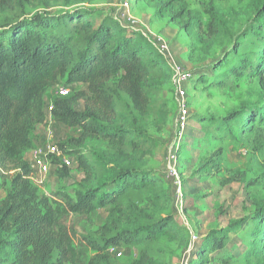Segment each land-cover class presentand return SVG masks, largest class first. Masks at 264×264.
I'll return each mask as SVG.
<instances>
[{
    "label": "trees",
    "instance_id": "obj_1",
    "mask_svg": "<svg viewBox=\"0 0 264 264\" xmlns=\"http://www.w3.org/2000/svg\"><path fill=\"white\" fill-rule=\"evenodd\" d=\"M260 2L258 25L251 28L255 40H238L228 53L237 61L228 74L258 78L260 98L222 119L202 116L201 121L218 131L264 139V0ZM17 4L0 0V11L14 10ZM154 6L160 16L174 12L173 19L186 30L195 19L184 0H154ZM91 12L74 7L61 16H17L0 29V264H122L110 254L120 244L140 248L128 264H155L154 245L185 230L171 213L163 214V191L147 168L157 146L149 129L162 131L170 116L159 87L172 78V65L156 53L157 46L146 35L108 16L97 23ZM180 16L188 21H180ZM219 32L212 21L210 41ZM222 64L228 61L218 66ZM62 78L87 86L56 98L52 110L55 122L79 129L80 135L69 143L78 148L75 154L85 176L76 197L57 203L33 182L26 153L34 146L36 126L46 123L45 92ZM81 99L86 102L83 112L76 109ZM222 151L206 158L201 172L219 170ZM100 209L108 210L107 221L80 237L62 221L64 213L94 220ZM251 218L254 226L246 248L227 251L222 264H264V201L257 203ZM248 219L211 232L197 254L198 264L209 262L208 253L225 249L230 235Z\"/></svg>",
    "mask_w": 264,
    "mask_h": 264
},
{
    "label": "rangeland",
    "instance_id": "obj_2",
    "mask_svg": "<svg viewBox=\"0 0 264 264\" xmlns=\"http://www.w3.org/2000/svg\"><path fill=\"white\" fill-rule=\"evenodd\" d=\"M125 1L17 0L14 10L0 11V29L17 16L32 18L46 13L61 16L74 7H83L92 11L97 23L103 17H112L125 27L146 35L157 46L154 48L156 53L161 54L173 68L172 78L159 87L160 98L166 101L170 116L162 131H156L153 126L149 129L157 139V146L147 168L153 171L163 191V214L171 213L185 230L177 238L164 237L154 245L155 264H198L197 254L211 232L226 228L234 220L249 217L235 234L230 235L225 249L206 255L209 259L206 264H222L221 257L227 251L240 253L246 248L250 238L247 234L254 226L251 217L257 203L264 201V139L253 133L240 137L218 131L215 125L201 121V117L211 116L219 120L243 103H255L260 98L258 78L228 74L230 65L237 63L228 53L238 40H255L251 28L258 25L255 16L261 0H184L185 10L195 16L189 30L173 19L174 12L160 16L154 0H128V6L124 5ZM179 20L187 22L188 17L180 16ZM212 21L218 25L220 32L210 41L208 32ZM245 32L251 35L242 38ZM226 60L227 65L218 66ZM110 84L113 85V82ZM62 85L69 86L72 94L87 90L81 82L68 84L62 78L58 85L45 92L47 117L51 115L50 105L56 98L62 97L59 93V86ZM179 86L187 92L191 114L185 129H181L178 122ZM85 103L81 99L77 111L83 112ZM48 118L40 126L37 137V129L33 132L32 137L37 143L30 150L48 144L59 148V154L49 155L47 161L51 171L41 187L38 186L40 193L59 203L66 197H76L85 176L75 154L78 148L69 143L70 138L80 135V131ZM236 127V124L232 126L234 131ZM48 129L51 138L47 135ZM206 132H209V137ZM90 146L80 147V150ZM219 148L223 149L220 169H214L212 173L201 172V164ZM26 157L30 159L29 155ZM65 158H71V166ZM173 168L177 169V176L172 173ZM231 178L236 180H229ZM250 181L256 183L249 184ZM34 183L38 185L37 181ZM3 195L4 192L0 194ZM108 216L107 209H100L94 220L86 215L64 213L62 221L80 237L97 231ZM139 250V247L120 244L113 246L110 254L119 263L128 264L138 257Z\"/></svg>",
    "mask_w": 264,
    "mask_h": 264
},
{
    "label": "built area",
    "instance_id": "obj_3",
    "mask_svg": "<svg viewBox=\"0 0 264 264\" xmlns=\"http://www.w3.org/2000/svg\"><path fill=\"white\" fill-rule=\"evenodd\" d=\"M130 4V1L126 0L124 2L125 6H128ZM161 48H164L163 45H161ZM187 77V76H186ZM59 93L62 97L69 96L72 93V89L69 86H59ZM177 95L179 97V107H180V112H179V117H178V122L179 126L181 129H185L189 123L190 120V109H189V104H188V99H187V92L184 87L179 86L177 90ZM54 105H50V112L52 113ZM60 150L59 148L54 145V144H48L45 147L44 146H38L32 150V167L33 170L35 167H40L44 171H48L49 166H48V157L51 154H59ZM174 154H176L174 152ZM177 155V154H176ZM65 162L71 166V159L70 158H65ZM172 173L177 176L178 171L176 168L172 169Z\"/></svg>",
    "mask_w": 264,
    "mask_h": 264
},
{
    "label": "crops",
    "instance_id": "obj_4",
    "mask_svg": "<svg viewBox=\"0 0 264 264\" xmlns=\"http://www.w3.org/2000/svg\"><path fill=\"white\" fill-rule=\"evenodd\" d=\"M51 115L50 116H48V117H51L52 119H53V116H52V113H50ZM47 117V114H46V122H47V120L49 119ZM54 121V120H53ZM55 123H59V122H55ZM45 124V123H44ZM44 124H39V125H37L36 126V129H37V131H36V133H35V136L37 137V134H38V130H39V128H40V126H42V125H44ZM61 124H63V123H61ZM49 130L50 129H48L47 130V135L49 134L50 135V138H51V132L49 133ZM33 142H34V144H36L37 143V140L35 139V138H33ZM26 155H29L30 156V159L28 160L30 163H32V150H29L27 153H26ZM26 159H27V157H26ZM50 171H51V169L49 168L48 169V171H44L43 169H41L40 167H35L34 168V172H33V182H36L37 181V186H39V187H41V185H42V183H44L45 181L44 180H46V176H48V174L50 173Z\"/></svg>",
    "mask_w": 264,
    "mask_h": 264
}]
</instances>
